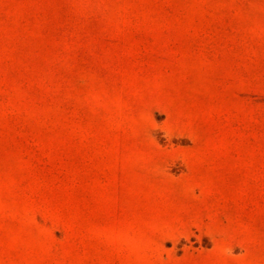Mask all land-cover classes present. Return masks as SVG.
<instances>
[{"label": "rangeland", "instance_id": "rangeland-1", "mask_svg": "<svg viewBox=\"0 0 264 264\" xmlns=\"http://www.w3.org/2000/svg\"><path fill=\"white\" fill-rule=\"evenodd\" d=\"M0 264H264V0H0Z\"/></svg>", "mask_w": 264, "mask_h": 264}]
</instances>
